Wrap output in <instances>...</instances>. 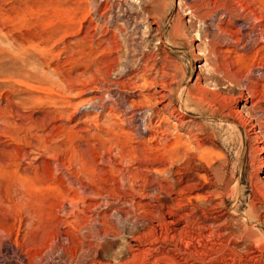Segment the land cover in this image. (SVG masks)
I'll return each instance as SVG.
<instances>
[{"label": "rangeland", "instance_id": "obj_1", "mask_svg": "<svg viewBox=\"0 0 264 264\" xmlns=\"http://www.w3.org/2000/svg\"><path fill=\"white\" fill-rule=\"evenodd\" d=\"M256 18L264 20V7L252 0H0V166L11 165L15 177L12 186L7 180L0 184V264H91L121 257L126 241L115 237L121 227L114 219L112 224L105 222L115 209L132 211L130 197L126 201L110 197L108 201L118 205L89 209L80 216L69 207L74 193L63 197L57 190H69L82 168L86 180L94 170L100 172L98 183L104 187L105 176L111 180L112 176L98 155L110 149L114 170L128 168L129 160L120 164V150L111 147L108 130L124 135V155L131 145L141 155L144 140L135 139L137 124L127 125L132 120L130 107L153 106L162 129L171 130L169 143L191 144L186 129L154 100L161 83L171 90L175 109L180 107L181 88L185 108L179 113L197 131L206 129L218 138L214 181L224 180L228 192L213 200L222 205L221 211L237 213L232 215V230L251 237L248 242L239 240L235 248L243 254L246 243H256L264 250V208L258 206L263 209L259 220L260 214L250 205L254 170L264 177L255 141L246 139L240 127L223 122L219 114L212 115L207 105L191 102L185 90L198 79L211 90L217 82L232 88L229 93L236 98L226 100L228 105L239 101L237 95L246 82L264 90V73L257 68L264 69V35L259 31L264 30V21ZM143 96L152 99L145 101ZM257 101L249 100L246 106ZM133 167L149 184L165 177L152 170L167 169L165 164ZM168 182L165 188L174 185L173 179ZM197 182H184L181 187H188L193 196H207ZM142 204L148 206L150 201L143 199ZM142 210L136 215H144ZM191 213L190 209L179 212ZM77 216L84 219L77 221ZM192 221L218 235L210 238L209 246L218 259L226 256L225 264H261L246 254L235 260L229 256L222 239L227 232L221 227L225 219L214 225ZM108 232L113 236L104 238ZM193 233L197 231L189 235ZM197 242L199 250L203 245Z\"/></svg>", "mask_w": 264, "mask_h": 264}, {"label": "bare ground", "instance_id": "obj_2", "mask_svg": "<svg viewBox=\"0 0 264 264\" xmlns=\"http://www.w3.org/2000/svg\"><path fill=\"white\" fill-rule=\"evenodd\" d=\"M252 1L255 4H260V6L263 5L264 7V1L262 0ZM253 12L254 14L256 13L255 11ZM223 15H221L220 21L223 19ZM259 18L256 19L258 20ZM260 20L262 21L263 19ZM260 25H262L261 22ZM218 26L219 25L216 27ZM259 31H261V36L264 35V30H262V28ZM140 66V68H143L142 65ZM257 68L261 69L258 71L264 73L263 68H260V66H257ZM263 73L259 76H262ZM211 78H214L215 80L218 79L216 75H212ZM230 81L235 82V80L232 79ZM214 86L215 87L212 90L208 89V87L201 83L198 79L193 86L185 89L186 97L197 105H207L209 112L212 115L219 114L223 122L225 121L227 123H232L234 126L240 127L245 133L246 139L255 141L254 150L259 153V164L264 167V90L261 91L258 88L250 87L249 83L246 82L241 86V90L237 95L239 101H236L235 105H228V101L226 102V100L233 101L236 98L231 93H229L232 88L220 87L219 83L217 82ZM177 95L179 96L177 101L180 107L176 109L174 108V101L172 100V92L167 88L166 83L160 84L159 89L156 91L153 97L154 100L156 99V102L162 105L163 110L168 111L170 116L179 123V127H181V129H186L187 139L191 142V144L187 145V143L185 144L181 141L169 143V137L172 135L171 130L162 129V120L153 106L146 105L145 103L146 106L140 104L141 106L137 109L130 107L132 120H130L131 122L127 125L128 127H132V124H137L135 129H133L135 139L140 137L144 140V142L141 143L143 145L141 155L138 154L139 150L134 145L129 146L131 150L127 155H124L125 152H123V148H125L126 145L121 139V137L123 138L124 136L123 133V136H121V133L108 130L107 136L110 137L109 140L111 147H115L120 150V164H123L124 161L129 160L130 165L128 168L124 169V171H115L116 169L114 170L115 163L113 162L115 159L110 155L112 150L110 149L108 150L110 153L105 151V155H102V153L101 155H98L99 160L101 159L104 165L108 166V171L112 176V180L108 177L107 179L105 176L104 182L106 183V187H103L101 186L102 184L98 183V179L102 176L99 174L100 172L93 169L94 171L90 173L89 178L86 180L84 174L87 173H85L84 168H82L81 176L76 177V182H72L70 184L71 188H69V190H66V192L64 191V193L61 190L56 189L57 193L63 197H68L71 192L74 193L75 197L71 200L69 199V207L71 209V213L78 212L77 214H80V216L81 214L82 216H85V212L89 209L91 211L103 207L107 208V206L109 208L118 205L116 203H110L108 201L110 197L112 198L113 196H116L118 201H126L128 197L131 199L129 204L130 207H132V211L115 209L113 214L109 216L105 222L112 224V219H114L118 223L117 225L121 227V231L115 235L117 238H125L126 241V245L121 253V257H114L112 261L116 263L112 261L105 262L100 260L98 262H92L91 264H225L222 260L226 256L222 260L218 259L214 248L209 246L210 238L216 237L218 235L213 232L210 233V229H207L208 226L206 225L204 227L200 226L201 228L195 227L194 225L196 224H194L192 221L193 218L198 219L200 223H212V225L225 219L226 223L222 224V226L220 225L227 231L222 237L224 243L223 246L225 247L224 249L228 250L230 253L229 256L233 257L234 260L238 258L240 254H242L235 248L240 243L239 240H246V242H248L251 238L247 237V234L246 236H239V232L232 230V215H237V213H233L229 209L221 211L220 206L222 205H220V203H215L213 200L214 198L219 199L221 195H226L228 192V187L224 185V180H221L219 183L214 181V178H217L218 175L214 168V149L218 148V138L215 134L209 132L206 129L197 131L194 124L191 121H187L184 114L179 113L182 108H185V103L182 100L183 94L181 92V88L178 89ZM110 97L111 96L109 95V98ZM143 97H145V101L152 99L149 96ZM249 100L258 101L256 103L253 102L252 107L248 108L246 106V102ZM132 104L135 106L134 101ZM102 107L97 108L103 109ZM122 114L126 119L127 113L123 110ZM259 115L262 116L261 119H258ZM155 118L158 119L159 123L161 122L159 125L158 122L154 124ZM174 130L178 131L176 127H174ZM182 136L184 135L181 134L179 138ZM138 141V143H140V140ZM104 147L105 146H102L103 149L106 148ZM94 151L98 154L97 148L96 150L94 148ZM106 154L110 155L108 159L104 158ZM135 164L136 166H157L165 164L167 166V169L165 170H152L154 173L165 176L163 177L165 181H163V179L162 181L158 180V182L154 181L152 184L147 183V179L141 178L142 176L139 177L140 173L138 172V169L136 170L137 172L134 171L135 169H133V165ZM10 166L9 164L6 167L0 166V184L4 180H7L9 181L10 186L13 185V180L15 177L13 173L10 172ZM146 170L148 169L146 168ZM253 174L255 176V180L253 181L252 185L255 191L254 198L253 200L251 199L252 202L250 205L252 211L255 214H260L258 219L261 220L260 218L263 215V209L261 210V208L258 206L264 208V177L256 170H254ZM169 179L174 180V185L171 186V184H169V188H165L164 183H167ZM195 180L199 181V183L197 182L199 191H206L207 196H193L189 193L188 187H181L184 182ZM213 189H216V191H213ZM126 191H129L131 195L127 196L126 193L128 192ZM138 197L148 199L150 204L148 206L143 205V199H140V202L137 203L136 199ZM86 201L98 202L87 204ZM165 208H169L170 211L165 213ZM138 209H143L142 211H144V215H136V211ZM185 209H190L192 213L183 215L179 214V212ZM80 216L76 217L77 221H79L80 218H83ZM132 218L135 219L134 222H131ZM86 219L88 221L89 217ZM244 220L246 221L247 218L244 217ZM191 230H196L197 233L189 235ZM207 231L209 232L207 233ZM100 232L101 231H97L96 234L99 236ZM125 234L128 236L124 237ZM110 236H113V234L108 232L105 234L104 238H108ZM183 241H186L184 242L185 244H182ZM196 241L199 242L198 245H203L202 248L199 246L201 248L199 250H197L198 248H195L197 247L195 246ZM183 245H185L184 248ZM261 245L262 244H260V246ZM260 246H258L256 243H251L250 245L246 243V252L243 254H246V257H248V255L253 257L251 259L258 258L261 260V264H264V250ZM187 247H193V250H189ZM103 250H107V248L104 247ZM237 260L239 261V259ZM253 263L254 262H246L244 264Z\"/></svg>", "mask_w": 264, "mask_h": 264}]
</instances>
